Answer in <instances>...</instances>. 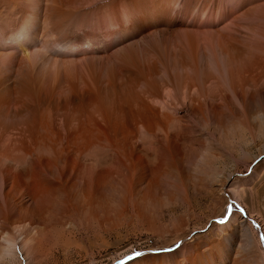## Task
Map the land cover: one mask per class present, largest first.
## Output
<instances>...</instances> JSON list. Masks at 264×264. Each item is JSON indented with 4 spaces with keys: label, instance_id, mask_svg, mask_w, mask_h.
<instances>
[{
    "label": "bare ground",
    "instance_id": "bare-ground-1",
    "mask_svg": "<svg viewBox=\"0 0 264 264\" xmlns=\"http://www.w3.org/2000/svg\"><path fill=\"white\" fill-rule=\"evenodd\" d=\"M160 149L169 203L227 187L242 200L248 180L234 172L264 161V0H0V261L16 246L31 259L52 217L119 221L113 192L151 198L139 196L144 161ZM187 225L181 215L171 228ZM236 232L173 263L264 264L251 232Z\"/></svg>",
    "mask_w": 264,
    "mask_h": 264
},
{
    "label": "rangeland",
    "instance_id": "rangeland-1",
    "mask_svg": "<svg viewBox=\"0 0 264 264\" xmlns=\"http://www.w3.org/2000/svg\"><path fill=\"white\" fill-rule=\"evenodd\" d=\"M187 17L186 14V18ZM162 42L161 39V41H159L161 52L168 57V61L170 62L174 48L173 46L166 48ZM146 140H148L146 144L150 146L151 137H147ZM259 141L260 140H258L256 147ZM158 151L160 153L162 152L161 149L154 150L152 155L145 157L146 162L144 161V163H147L144 164L147 170V181H149V175H152L150 177V183L148 182V184H146V181L145 184L141 186V193L139 196L149 191L152 194L151 198L136 200L130 190L126 193L124 202L121 203L120 199L116 201L118 196L113 192L115 197L112 196L113 200L117 203L111 201L112 203L114 202V206L112 203L111 205L113 208L116 206L114 209H122L125 212L120 216V220L118 219L119 221L115 223L111 222V224L109 222L102 223L101 219L96 217L97 221L95 219V222L94 217L92 219L93 221L88 224L85 223L83 218L71 216L74 219L69 217V219H63V221L58 224V222L55 221L56 218L52 217L49 221L50 224L56 223L52 226H54V229L58 228L54 231L49 227V232L53 233H49L53 236L51 237L52 241L48 239V237L45 238L47 239L46 241L45 239L43 240L42 244H44V246L40 245L38 249L42 251L40 253H37L39 251L34 254L32 253V258L35 255V258H31L33 261L30 257L26 256L23 251L22 253L19 251L21 250L19 246H16V260L11 259L10 256H5V260L0 261V264H174L173 262L175 260L178 261L183 258L184 254L190 253L197 243H215V241H220L224 236L235 230H237L238 234H243L248 231L251 232L254 236L258 253L264 261V239H262V236H264V187H262V184L257 185L260 174L261 176L264 174L263 158L259 156L256 160L251 163L249 162L248 165L239 164V168L234 172L233 178L241 181L248 180L249 182H239L238 185H236V189L239 191L242 200L236 199L233 191L227 187L222 192H217L216 196L209 189L202 190L188 203L182 201L176 192L177 197L175 196L174 202L169 203L168 200H166V196L168 195L167 192L170 190L171 192L177 191V187L170 175L167 176V179V173L161 170L156 171L157 168H154L157 167L156 165L160 164L164 166V155L163 153L158 154ZM256 152H258V149ZM93 156L96 157L98 167L107 168L113 165L112 159H106L102 151H94ZM99 156L101 158H99ZM154 158L157 161H155ZM161 158H164L163 161ZM160 160L161 162H159ZM150 161L151 163L153 162V164H151ZM222 162L223 161H221V163ZM258 164L262 165L259 170L260 173L256 177L254 176L255 179L251 181L249 180V176ZM153 169L155 172L152 171ZM162 179L165 180L163 181ZM262 182H264V179ZM157 183L160 184L159 187ZM147 186L148 189L146 188ZM151 186L154 187L152 188ZM260 193L262 194L259 195ZM129 194L130 197L128 198L127 196H129ZM159 196L163 201H159ZM58 210L60 211V209ZM142 213L145 214L142 215ZM181 215L187 217L188 225L180 231L172 230L171 225L177 220V217ZM232 215H235L238 220L232 223V228H225L222 230L221 225L223 223L221 224L220 221L223 220L225 222L228 217ZM62 223H64V227L61 225ZM76 223L78 224L76 225ZM26 225L27 229L31 228V225L28 223ZM65 227L67 230H65ZM0 230L2 231H0V242H2L3 237L6 235L5 232L7 231L6 229L4 230V228H0ZM62 232L63 234H61ZM55 239L58 245L54 244ZM232 242L234 245L240 244L238 236L235 237ZM184 246L187 247L186 250L181 249ZM226 249L229 250L231 248L228 249V247H226ZM137 253H140V255H137Z\"/></svg>",
    "mask_w": 264,
    "mask_h": 264
},
{
    "label": "snow or ice",
    "instance_id": "snow-or-ice-1",
    "mask_svg": "<svg viewBox=\"0 0 264 264\" xmlns=\"http://www.w3.org/2000/svg\"><path fill=\"white\" fill-rule=\"evenodd\" d=\"M220 223H224V221L221 220ZM262 239H264V236H262ZM137 255H140V253H137Z\"/></svg>",
    "mask_w": 264,
    "mask_h": 264
}]
</instances>
